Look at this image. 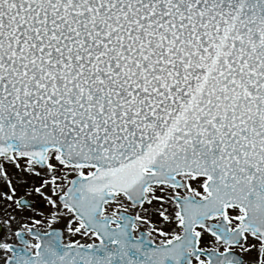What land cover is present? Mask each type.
Returning <instances> with one entry per match:
<instances>
[{
    "label": "snow or ice",
    "instance_id": "1",
    "mask_svg": "<svg viewBox=\"0 0 264 264\" xmlns=\"http://www.w3.org/2000/svg\"><path fill=\"white\" fill-rule=\"evenodd\" d=\"M10 169L0 264H264V0H0Z\"/></svg>",
    "mask_w": 264,
    "mask_h": 264
},
{
    "label": "rangeland",
    "instance_id": "2",
    "mask_svg": "<svg viewBox=\"0 0 264 264\" xmlns=\"http://www.w3.org/2000/svg\"><path fill=\"white\" fill-rule=\"evenodd\" d=\"M10 175L14 178V183L16 184L18 189L17 197L23 194L26 197H28L30 200L34 201L35 205L33 208H31L32 210L27 211L25 209H20L19 207H17V204H12L11 201H4L3 198L0 197V223H3L8 215L16 216L17 221H19L21 219H26L31 216H37V218H39L38 214L41 212L47 214L51 206L48 204L46 199L41 197L39 194L31 191L34 181L38 178L32 177L27 173L20 172L19 170H12V169H10ZM17 176L21 177V179L16 180L15 178ZM24 181L27 182L25 183ZM5 190L6 189L2 180H0V192H3ZM6 205H11V207H6ZM3 232L5 234L7 233L6 227L3 228ZM211 243L212 242H210V244ZM246 255H254V253H247Z\"/></svg>",
    "mask_w": 264,
    "mask_h": 264
},
{
    "label": "water",
    "instance_id": "3",
    "mask_svg": "<svg viewBox=\"0 0 264 264\" xmlns=\"http://www.w3.org/2000/svg\"><path fill=\"white\" fill-rule=\"evenodd\" d=\"M30 204H31V206L33 205V203H32V202H30ZM1 229H2V228H0V231H1Z\"/></svg>",
    "mask_w": 264,
    "mask_h": 264
}]
</instances>
